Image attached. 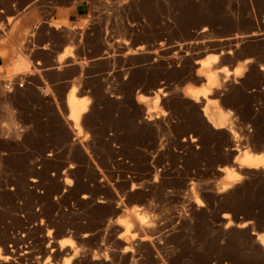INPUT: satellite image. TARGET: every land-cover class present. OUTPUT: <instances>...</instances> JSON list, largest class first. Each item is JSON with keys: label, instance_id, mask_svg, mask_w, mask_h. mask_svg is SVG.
Here are the masks:
<instances>
[{"label": "rangeland", "instance_id": "374dc122", "mask_svg": "<svg viewBox=\"0 0 264 264\" xmlns=\"http://www.w3.org/2000/svg\"><path fill=\"white\" fill-rule=\"evenodd\" d=\"M57 1L108 57L83 82H111L118 134L86 156L21 148L2 85L24 72L0 68V264H264V162H238L264 161V0Z\"/></svg>", "mask_w": 264, "mask_h": 264}, {"label": "crops", "instance_id": "0c3cea01", "mask_svg": "<svg viewBox=\"0 0 264 264\" xmlns=\"http://www.w3.org/2000/svg\"><path fill=\"white\" fill-rule=\"evenodd\" d=\"M69 2L0 0V23L6 28L4 34L0 32V68L24 72L22 87L10 92V106L18 126V142L25 150H77L85 155L86 151L109 150L115 145L118 133L100 121L104 104L113 97L107 90L111 82H103L100 88L83 82L86 70L108 57L91 54L70 39L87 27L81 29L82 18ZM57 20L64 23L55 26L52 21ZM45 88L48 93L43 92ZM72 92L86 106L79 115V135L69 118ZM85 156L84 161L91 160Z\"/></svg>", "mask_w": 264, "mask_h": 264}, {"label": "bare ground", "instance_id": "6f19581e", "mask_svg": "<svg viewBox=\"0 0 264 264\" xmlns=\"http://www.w3.org/2000/svg\"><path fill=\"white\" fill-rule=\"evenodd\" d=\"M205 63V62H204ZM206 63H208V62H206ZM209 65V64H208ZM206 66V65H205ZM203 67V66H202ZM227 75V74H226ZM205 76H207L206 77V79L208 78L209 80H208V82H209V84H207V87H209L208 85H211L212 83H213V81H214V79H215V77L212 75V74H205ZM215 82V81H214ZM206 87V89H204V90H201V92H200V94L199 95H201L202 97H204L207 93H208V88ZM189 89V88H188ZM193 90H191V92H192ZM198 92V91H197ZM72 94H73V92H72ZM70 95L69 96V99H68V103H69V107H70V116L72 117V120L74 121V125H77L78 123L77 122H79L78 120H79V115H80V113L83 111V109H84V106H85V101L84 100H82V98L80 99H77L75 96H74V94L73 95ZM192 95V94H191ZM213 100V99H212ZM84 105V106H83ZM207 105V106H206ZM206 105H204L203 106V114L205 115V116H207V118L209 119V120H211L213 123L214 122H216L217 124L218 123H221V121H222V113L220 112V114L218 113V112H216V111H214V113L215 114H213V112L212 113H210V112H208L209 110H207V107L209 106L208 104H206ZM83 107V108H82ZM86 107V106H85ZM218 113V114H217ZM81 116V115H80ZM224 121V120H223ZM215 123V124H216ZM222 124H223V122H222ZM260 155L261 154H257V153H253L252 151L251 152H249L248 150H243L242 151V157H241V159H240V161H238L240 164H244V165H246V166H256L257 165V163L258 162H264V161H262L261 159H260ZM263 155V154H262ZM263 157V156H262ZM261 160V161H258V160ZM261 164V163H260ZM228 175H230V173L228 174ZM262 240H263V242H264V235H263V237H262ZM67 244H71V242H70V240H68V243Z\"/></svg>", "mask_w": 264, "mask_h": 264}, {"label": "built area", "instance_id": "2783aa9c", "mask_svg": "<svg viewBox=\"0 0 264 264\" xmlns=\"http://www.w3.org/2000/svg\"><path fill=\"white\" fill-rule=\"evenodd\" d=\"M1 32V28H0ZM23 82L16 80L15 78L6 80V82L3 83L2 87L6 92H12L14 88L22 87Z\"/></svg>", "mask_w": 264, "mask_h": 264}]
</instances>
